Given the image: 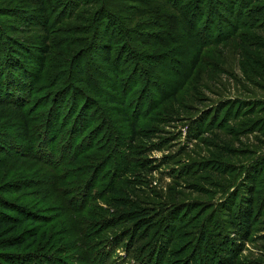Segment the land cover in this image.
I'll use <instances>...</instances> for the list:
<instances>
[{"label":"trees","instance_id":"obj_1","mask_svg":"<svg viewBox=\"0 0 264 264\" xmlns=\"http://www.w3.org/2000/svg\"><path fill=\"white\" fill-rule=\"evenodd\" d=\"M173 1L179 8L168 9L174 10L179 17L182 15L183 19H179L178 26L171 18L169 10L153 8L157 19L160 20L157 21L158 32L156 34L149 32L150 34L147 36L137 35L138 39L140 36L148 39L157 38L158 48L163 50L161 54L172 62L170 67L161 64V62H158L157 66H152L150 63L155 61V58L151 59L149 56L143 55L137 47L133 46L132 41L136 38V32L133 35L134 31H132L127 37L126 30L119 26V18L114 17L113 14L110 13L108 16L106 14L107 20L105 17L96 19L97 25L88 24L87 16L79 20L80 16L77 17L79 9L85 5H91L94 0H25L22 2L23 5L12 9L0 8V115L10 109L14 117L10 122L13 128L8 129L6 125L0 124V189H3L0 192V264L25 263L21 261L30 264H60L59 256L55 255V252L60 248L53 249L54 243L59 244L58 240L54 238V242L49 243L52 233L48 235V229H45L46 236H49L47 241L46 237L43 238L39 235L38 228L32 230L30 227L27 228V225L37 223V218L32 220L36 216L30 213L31 217L28 218L29 213L23 206L13 204L12 208V204L4 199V195L8 194L9 196L14 193L19 195L18 200L25 201L24 199H26L30 204H39L37 201L46 202L48 206L45 209H48L54 199H60L59 183L67 179V172L69 173L72 168L79 169V172L87 170L91 174L87 182L91 180L99 186L108 177L111 183L118 172L124 171L123 162L126 164L127 161L128 167L141 119L158 109L155 108L157 102H160L159 105H161L169 95L170 97L175 96L200 61V57L199 60L197 58L193 61L179 59L174 51L184 48L182 45H186V41L195 39L197 37L195 31L201 25L203 32H207L208 35L205 45L207 43L214 45L215 42L223 41L225 38L226 41L229 35H236L245 29L246 27L242 25L250 19L249 16L247 17L250 11L261 13V16L256 18L257 21L264 20V0ZM98 3L103 4L104 1L101 0ZM25 4L34 6V10H25L23 8ZM106 7L108 4L106 3L105 6L104 3L100 11ZM17 15H24L21 19L28 28L25 33L34 35L37 32L33 29L36 27L40 29L41 34L37 38L36 36L32 38L36 45L35 43L27 45L20 39L21 36H17L16 27L6 22L7 19H12L11 17ZM233 15H235L236 21L232 19ZM216 19H219V29L215 26ZM164 20L169 22L165 23ZM66 21H71V23L76 21L78 23L75 25L79 24V26L69 27L65 24ZM184 23L188 25L182 26ZM57 24H63L61 30L67 38L64 40L65 43L51 42L49 29L52 27L55 28L54 32H58L59 30L54 27ZM224 24L228 26L222 29ZM263 25L264 22L250 25L251 31L261 30L262 34L251 37L249 43L242 44L244 49L241 53L248 65L246 79L253 86V89L249 88L250 91L256 89L264 92V27L261 28ZM93 26L95 27L93 28ZM88 29L91 30L90 33L93 30V39H90L91 34ZM179 31H185V35L179 34ZM216 31L217 33L214 35ZM67 35L71 38L68 39ZM151 35V38L148 37ZM83 39L91 43L83 46L79 42ZM71 42L74 44L76 42L77 46L71 49L69 46ZM72 43L71 45H73ZM87 53H90L87 60L90 66L88 71L83 68ZM96 61L103 62L106 68L97 66ZM208 64L209 66L214 65L212 62ZM220 73L218 74L220 75ZM216 78L217 76L207 77L209 82L207 87H211ZM156 81L158 84L155 86L162 84L168 88L167 91L165 89L156 91L159 93L157 96L156 93L149 91V87H146V84H155ZM36 94H39L37 98L47 97L48 100L46 106H42L45 108L41 112L38 108L33 109L35 101L31 104L32 98V100L37 99ZM251 94L254 95V92ZM197 96L199 97V95ZM9 97L14 99L13 102L17 109L10 108V105L7 106L6 102L9 101ZM252 98L254 99V96ZM255 99H258V103H260L259 111H264V98L259 99L255 96ZM146 100L148 102L144 104ZM253 105L246 112L250 118H252L250 114L258 108V106L254 108ZM46 107L49 109L44 112ZM130 110L131 112H129ZM18 112L20 114H17ZM29 114H33L34 117L29 119ZM230 116V123L231 120L237 118V115L235 118ZM253 118L251 124L248 122L249 120L246 122L248 126L242 131L248 130L247 132L252 131L259 134L261 137L258 138V144L262 145L264 143V116L255 120ZM196 124H198V129L194 135L192 134V137L201 138L200 135L205 132L204 123L196 122ZM234 129L235 133H241L236 128ZM143 131L146 130L143 129ZM59 137H65L66 141L64 143L63 140L61 141L59 154L55 155L50 152L49 148L52 146L51 139L58 141ZM123 137H125L123 143L117 148L115 140ZM26 139H33L37 144L34 146L31 141ZM24 141H28V143L26 144ZM125 144H128L131 149L128 158L119 149L123 148ZM55 145L53 144V146ZM91 149L97 154V161L91 162L92 164H81L80 159H83L87 155L85 153ZM228 149L237 154L242 151H255L253 147L243 150L234 145ZM14 154H20L23 159H13L16 157L13 156ZM9 159L18 162L27 160L30 167L24 168L19 165L14 168L15 162L9 163ZM35 163H43L50 172L43 173L40 170L42 168ZM198 163L194 162L191 165L184 163L183 172L187 175L198 176L197 173L202 171L205 176L201 179H208L209 175L207 174L212 171L208 167L209 164H202L200 170L201 164ZM148 168L147 171H149ZM224 172L225 170L222 169L219 174L223 175ZM14 173L21 176H16ZM225 174L228 175V173ZM244 174L242 180L244 184H237L233 175L218 180L217 188L227 194L225 199L218 204L217 208H213V211L210 210L202 214L201 219L208 213L203 221L189 222L191 225L197 226V231L200 234L197 237L199 243H193L194 248L191 249L193 250L191 264H199L198 261L203 258H210L207 264H224L221 262V254L217 252V245H221V250L225 251L227 258L230 257L228 264H236L234 255L237 247L233 251V245L247 240L255 229V223L261 222L263 227L261 230L264 229L263 212L258 220L262 204L258 205L255 198L257 193L264 192V186L259 185V180L262 176L264 177V151L254 157V160L246 167ZM12 177L15 178L10 179ZM11 185L17 187H12V192L9 193ZM117 206L122 208L120 215L116 216L118 214L113 213V217L109 219L110 225H118L120 219L133 223L132 229L128 227L129 231L132 230V237H136L139 232L147 228L149 215L144 213L140 207L133 206V203L130 202L129 204L120 203ZM177 210L175 209L170 217L172 220L169 227L172 228L173 233L168 229L164 238L159 241V245L147 248L137 254L135 257L139 264H162L160 260L164 259L162 256L168 241L177 239L176 241L180 243L181 239L187 237L186 234L175 231L177 227L174 225L179 218L181 219ZM14 212L17 213V216H13ZM48 220L45 218L41 225L44 227L46 222L47 226ZM215 221L218 233L224 234L225 242L219 244L215 243L216 238L211 242L206 234L208 225L210 224L211 227L212 222L215 225ZM228 233L234 234L229 247L227 246ZM17 234L19 235L17 236ZM182 235L184 238L181 237ZM92 237L93 234H87V241ZM121 239L123 238L121 237ZM50 245L52 246L50 247ZM186 245L183 246L184 252L176 256L181 263L185 261V254H187L185 251L187 248H184ZM111 249H114L113 244L98 249L92 246L88 255L90 264H107L109 262L110 264H120L110 258L113 257ZM174 249L173 253L179 252L178 248ZM241 249L243 247L239 248V252ZM214 257L216 259L213 261Z\"/></svg>","mask_w":264,"mask_h":264},{"label":"rangeland","instance_id":"obj_2","mask_svg":"<svg viewBox=\"0 0 264 264\" xmlns=\"http://www.w3.org/2000/svg\"><path fill=\"white\" fill-rule=\"evenodd\" d=\"M98 1L101 0H94V3L91 5H85L80 8L77 13V17L80 16L78 19L82 20L87 16L88 24L97 25L98 21L95 23L96 19L105 17L107 20L106 14L107 16L110 13L113 14L114 17L119 18V26H122L126 30L127 37L132 31H134L133 35L136 32V38L132 41L133 46L137 47L143 55L149 56L151 59L155 58V61L150 63L152 66H157L159 65L158 62H161V64L170 67L172 62L161 54L163 50L158 48L157 38L148 39L140 36L139 40L137 35L147 36L150 34L149 32L156 34L158 32L157 21L160 20L157 19L153 8H166V10H169L168 8H179L173 0H102L105 6L106 3L108 4V7L103 8L101 11V6L104 3L100 4ZM22 2H25V0H0V8L12 9L13 7L23 5L24 3ZM23 8L30 11L34 10V6L26 4ZM169 11L171 18L174 20L176 26H178L179 19H183L182 15L179 17L174 10ZM22 16L24 15L11 17L12 19L9 18L6 22L16 27L17 36H21V40L25 41L27 45H32V43H35L32 38L34 36L37 38L41 34L40 29L34 28L33 30L37 32L34 35L25 33L28 31V28L22 22ZM248 16L250 19L242 25L246 28L239 31L236 35H229L228 37L230 38L227 37L226 41L225 38L223 41L215 42L214 45H208V43L205 45L208 35L207 32H203L201 25L195 31V35H197L195 39L186 41V45H182L184 48L174 51V53H177L176 57L179 59H190L193 61L197 58L199 60L200 57V61L193 70L192 75H190L175 96H166L168 99L161 105H159L160 102H157L155 108L158 109L146 118L141 119L140 129L134 142V150L130 157L129 152L131 149L128 144L123 145V148H119L125 153L127 158L129 157V164L127 167V161L126 164L123 162L124 171L118 172L111 183L108 177L99 186L94 181L91 182L89 180L87 182L88 177L91 176L87 170L79 172V169L72 168L69 173L67 172V179L59 183L60 199H54V202L49 205L48 209H45L48 206L46 202L37 201L39 204H30L29 200H18L19 195L14 193L9 196L8 194L3 196L6 201L12 204V208L13 204L23 206L29 213L28 216L26 215L28 218L31 217L30 213L36 216L32 220L37 218V223L27 225V228L30 227L31 230L38 228L40 230L39 235L43 238L46 237L47 241L49 240L48 235L52 233L49 243L54 242V238L58 240L59 244L54 243L55 247L53 249L60 248L56 252L54 251L55 255L60 258V264H90L91 261L88 255L89 251L92 250V246L98 249L109 244L114 245V249H111L113 253V257H110L111 259H115L120 264H139L135 257L137 254L143 250H147V248L159 245V241L164 238L163 236L167 233L168 229L169 232L173 233L172 228L169 226L172 220L170 218L171 214L175 209H178L177 214L179 213L178 215L181 217L176 223L173 222L175 223L174 226L177 227L175 231L184 233L187 237L181 239L180 243L176 241L177 239L169 240L164 250L165 254L163 253L162 256L164 259L160 260V262L162 261V264H191V254L193 251L191 249L194 248L193 243H199L197 237L200 234L197 231V226L191 225L189 222L203 221L208 213L201 219L202 214L209 212L213 208H217L218 204L225 199L227 194L217 188L218 180H221L222 177L227 178L233 175L236 178V183L242 184L246 167L254 160L255 156L264 151V143L262 145L258 144V138L261 137L259 134L252 131L247 132L248 130L242 131L248 126L246 124L248 120L250 123L253 122L251 121L253 117V120H255L264 116V111H259L260 103H258V99H255V96L263 99L264 92L256 89L254 91L249 90V88L253 89V86L246 79L248 65L243 58V53H241L244 49L242 44L249 43L251 37L261 36L262 34L261 30L251 31L249 26L263 23L264 20L257 21L256 18L261 16V13L258 11H250ZM228 17L231 18L230 16ZM232 19L236 21L235 15H233ZM164 22L169 21L164 20ZM215 22L216 28L219 29V19H216ZM76 23L78 22H65L69 27L79 26V24L75 25ZM184 25L188 24L184 23L182 26ZM62 26L63 24L54 26L60 33L54 32L55 28L51 27L49 29L52 43L56 44L59 41L65 43L64 40L67 38L62 33ZM226 26L228 25H222V29H225ZM263 27L264 25L261 26V28ZM90 31L88 29L89 33ZM92 33L93 30L90 33V39H93ZM216 33L217 31L214 35ZM179 34L185 35V31H179ZM148 37L151 38L152 35ZM70 38L68 36V39ZM79 42L83 46L91 43L85 39ZM71 43L69 44L71 49L77 46L75 45L76 42L75 44L72 43L73 45ZM54 52L56 51L54 50ZM89 57L90 53H87L85 63L83 64L84 70L87 71L90 70L87 62ZM161 57L163 58L161 59ZM209 62L214 63V65L209 66ZM95 64L106 68L103 62L96 61ZM134 67L137 66L134 65ZM219 72H221L220 75L218 74ZM213 76H217L216 80L212 83L211 87H207L209 85L207 77ZM156 84H158V81L155 84H146V87H149L151 93L163 91V89L168 90L164 85L155 86ZM198 91L199 94H197ZM253 92L254 95L251 94ZM158 94L156 93V96ZM37 96L39 94H36V98ZM252 96H254V99ZM32 99L31 104L35 101L33 109L38 108L39 112L45 108L42 106H46L48 102L47 97ZM8 100L6 102L7 106L10 105V108L17 109V106L13 102L14 99L9 97ZM147 102L148 100L144 104ZM252 105L254 108L257 106L258 108L254 109V112L250 114L252 118H250L246 115V112ZM48 109L49 107H46L44 112L48 111ZM17 114L20 113L18 112ZM230 115L234 118L237 115V118H231L234 120H231V123ZM28 116L29 119L34 117L33 114H29ZM13 119V113L8 109L0 115V124L6 125L8 129L13 128L10 124ZM196 122L204 123L203 129L205 132L200 135L201 138L192 137L198 129ZM233 127L241 131V133H235L234 131L236 130ZM143 129L146 131H143ZM124 139L125 137L116 139L115 146L118 148ZM26 140L31 141L34 146L37 144L33 139ZM62 140L64 143L66 141L65 137H59L58 141L52 138V146L49 148L50 152L55 155L59 154ZM28 141L24 142L27 144ZM53 144L56 145L53 146ZM231 145L243 150L253 147L255 151H242L240 154H237L229 151L228 147ZM85 154L87 155L83 159H80L81 164H92L91 162H95L98 159L93 149ZM13 156H16L13 159H23L20 154H14ZM10 162H15L14 168H17L19 165H22L24 168L30 167L27 160L18 162L9 159ZM194 162L201 164L200 170L202 164H209L208 167L212 171L207 174L209 175L208 179H201V177L205 176L202 171L197 173L198 176L187 175L183 172L184 163L191 165ZM35 164H38L42 168L40 170L43 173L47 174L50 172L43 163ZM147 168L149 171L146 170ZM222 169L225 172L223 175H220L219 171ZM225 173H228V175ZM14 175L21 176L15 173ZM84 185L86 186L83 188ZM259 185L264 186L263 176L259 180ZM12 187L16 188L17 186L11 185L9 193L12 192ZM2 190L0 189V192ZM255 198L258 205L262 204L260 213L263 212L264 215V192L257 193ZM129 202L133 203V206L140 207L144 210V213L149 215L147 228L139 232L136 237H132V230L129 231L130 229L128 228L132 229L133 223L120 219L118 221L119 224L113 226L109 222V219L113 217V213L118 214L116 216L120 215L122 208L117 205L120 203L129 204ZM75 207L79 209L77 210ZM12 214L13 216H17L15 212ZM261 216L262 213L258 220ZM45 218L49 219L48 225L46 226L45 222L43 227L41 224H43ZM260 223H255V229L247 240L233 245V251L237 247L236 254L234 255L236 264H264V229L261 230L263 227ZM209 227L210 224L206 229V234L211 242L215 238L217 240L216 244L223 242L224 234L218 233L216 221L215 225L212 222L211 227ZM45 229H48V237L46 236ZM87 234H93V237L89 241L86 239ZM233 235L228 233V247L232 243L230 240H232ZM181 237L184 238L183 235ZM185 244H187L184 247L187 248L185 250L187 254H185V261L181 263L176 256L184 252L183 246ZM217 246V252L221 254V262L228 264L230 257L227 258L225 256V251L221 250V245ZM240 247H243L241 252H239ZM174 248H178L177 251L179 252L173 253ZM215 259V257L214 259L212 258L213 261ZM209 260L210 258H203L198 262L199 264H207ZM21 262L30 264L26 261ZM107 264H110V262Z\"/></svg>","mask_w":264,"mask_h":264}]
</instances>
